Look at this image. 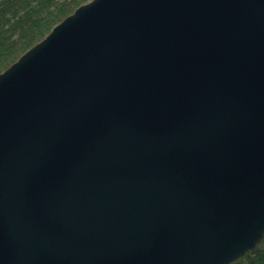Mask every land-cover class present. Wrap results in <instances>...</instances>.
Returning <instances> with one entry per match:
<instances>
[{
    "label": "water",
    "instance_id": "95a60500",
    "mask_svg": "<svg viewBox=\"0 0 264 264\" xmlns=\"http://www.w3.org/2000/svg\"><path fill=\"white\" fill-rule=\"evenodd\" d=\"M264 238V0H93L0 75V264H232Z\"/></svg>",
    "mask_w": 264,
    "mask_h": 264
},
{
    "label": "trees",
    "instance_id": "16d2710c",
    "mask_svg": "<svg viewBox=\"0 0 264 264\" xmlns=\"http://www.w3.org/2000/svg\"><path fill=\"white\" fill-rule=\"evenodd\" d=\"M92 0H0V75ZM233 264H264V238Z\"/></svg>",
    "mask_w": 264,
    "mask_h": 264
}]
</instances>
